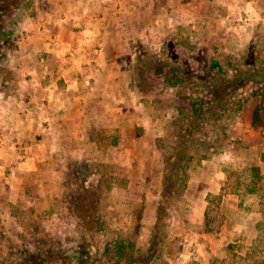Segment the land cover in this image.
Masks as SVG:
<instances>
[{
  "label": "rangeland",
  "instance_id": "obj_1",
  "mask_svg": "<svg viewBox=\"0 0 264 264\" xmlns=\"http://www.w3.org/2000/svg\"><path fill=\"white\" fill-rule=\"evenodd\" d=\"M35 1L0 0V136L5 94L18 90L15 56ZM225 2L198 0L191 2L199 3L194 11V5L181 11V1L165 0L168 19L139 28L141 39L124 57L133 62L128 75L137 104L124 109L123 132L135 124L139 135L152 129L154 152L120 161L113 152L117 131L107 128L98 138L104 144L91 138L85 154L64 152L30 169L19 163L24 150L16 162L0 164V264H112L105 250L117 233L129 236L135 263L160 247L153 264H264V0H229L227 9ZM184 11L189 17L178 18ZM186 70L181 85L176 72ZM218 82L221 99L205 93ZM229 86H236L234 99ZM197 97L205 114L194 113ZM180 130L191 136L186 161L178 159ZM147 173L160 180H144ZM176 179L167 201L168 180ZM85 192L101 204L87 213L105 216V226L81 217ZM157 229L163 237L155 245Z\"/></svg>",
  "mask_w": 264,
  "mask_h": 264
},
{
  "label": "crops",
  "instance_id": "obj_2",
  "mask_svg": "<svg viewBox=\"0 0 264 264\" xmlns=\"http://www.w3.org/2000/svg\"><path fill=\"white\" fill-rule=\"evenodd\" d=\"M164 1L36 0L26 41L15 56L18 90L5 94V127L0 136V156L5 158L0 164H11L24 150L27 158L19 163L30 169L57 162L54 156L64 152L85 154L91 138L96 146L104 144L98 138L106 136L107 128L117 131L113 152L120 161L154 152L152 129L139 135L133 124L127 134L123 132L122 124L129 119L124 109L137 104L128 75L133 62L124 57L132 51V42L141 39L139 28L168 19V12L162 10ZM177 1L185 5L181 11L190 5L194 11L199 4ZM225 5L229 8V0ZM157 9L160 14L153 15ZM214 9L221 7L214 4ZM180 16L189 17L186 11ZM260 161L264 167V159ZM55 162L51 167L59 169ZM153 173L145 174L144 180H160Z\"/></svg>",
  "mask_w": 264,
  "mask_h": 264
},
{
  "label": "trees",
  "instance_id": "obj_3",
  "mask_svg": "<svg viewBox=\"0 0 264 264\" xmlns=\"http://www.w3.org/2000/svg\"><path fill=\"white\" fill-rule=\"evenodd\" d=\"M187 74H188L187 70L183 72L182 76H178V74L176 72V77L178 79V83L180 82L181 85L182 84L185 85ZM223 79L226 80V77H224ZM205 93L207 95H211L212 94V96H214V98H220V99L222 97L224 98V95H225V92L222 89L221 84L219 82L216 83L215 85H212V86H209V87L205 88ZM226 93H227V95L229 97H232L233 99H234V97H237L236 86H234V87H230L229 86ZM235 99H237V98H235ZM201 103H203L201 98L198 99V97H197V99H192L191 104L193 105V107H195V111H194L195 114H198V113L205 114L204 113L205 112V106H204V104L200 105ZM237 104H239V106H242L241 102H238ZM208 108H209V106L206 107V109H208ZM209 111H211V108H209ZM177 137L181 138L180 143L176 146V148H178L177 153L179 154L178 155V159L181 160V161L182 160L186 161V157L188 156L187 143H189L191 141V139H190L191 136L183 135V132L180 130L178 135H177ZM182 139H187V142L182 140ZM170 176H171V174L169 173V177ZM168 181L171 182L172 185H171V188H169L170 187L169 186L164 191L165 197L167 198V201L170 200L173 197V195L175 194V189L177 188V181L178 180L176 179V180H172V181L168 180ZM81 201L82 202L84 201L83 205H85L87 207V211L85 213L86 215L84 216V214H83V216L81 215V217H83L85 219H88V221L90 223L96 224L95 226H99V228L102 227V226H105L107 224V220H106L105 216H103L102 214H100L98 212H96V213H93V212L92 213H87L92 205L97 206L98 209H96V210H99V208H101V204H99V200H96L95 197L93 198L92 194L90 195V194L85 192V196L81 199ZM163 201L164 200H162V204H161V206H162L161 210L162 211H164L163 210L164 209V202ZM163 216L164 215L161 214L160 219H159L160 221H158V224H157L159 226V229H160V227H163V225H162L163 221L161 222V220L163 219ZM159 229H157V231L154 232V236H153L154 237V241H153V243L155 245L159 244L161 239H162V237H163L161 235V232H160ZM122 236L123 235H121L120 233H117L116 236L112 238L111 246H108L107 249L105 250L106 254L110 258H112V264H153L154 263L155 259L159 255L160 247L157 250V253L155 255H153L152 257H149V255H146L145 253L137 255L138 258H139V256H142L144 258L136 260V263H135V257H136L135 255H136V253L134 252V247H132L134 245L132 244V241L127 240L129 238V236L128 237H126V236L122 237ZM120 237H122L123 239H119ZM125 241H126V243H125ZM96 257H97L96 255H92L91 256L92 262L96 261L94 259ZM78 258L85 259V256L83 255V256H80ZM75 264H81V263H75ZM86 264H89L88 261H86Z\"/></svg>",
  "mask_w": 264,
  "mask_h": 264
}]
</instances>
